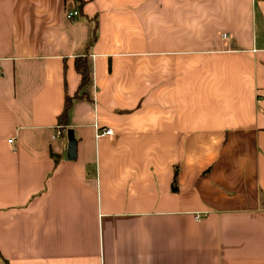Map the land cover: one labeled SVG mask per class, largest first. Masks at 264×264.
I'll return each instance as SVG.
<instances>
[{"label":"crops","instance_id":"crops-1","mask_svg":"<svg viewBox=\"0 0 264 264\" xmlns=\"http://www.w3.org/2000/svg\"><path fill=\"white\" fill-rule=\"evenodd\" d=\"M82 1L0 0V264H264V0Z\"/></svg>","mask_w":264,"mask_h":264},{"label":"trees","instance_id":"trees-1","mask_svg":"<svg viewBox=\"0 0 264 264\" xmlns=\"http://www.w3.org/2000/svg\"><path fill=\"white\" fill-rule=\"evenodd\" d=\"M77 1H79L80 4L83 3L82 0H77ZM94 36H95V33L92 36L91 43L93 41ZM75 70H77V72H79V74H80V83H79V85L82 88L85 85V83L88 81V79H89V70L87 69L85 56L78 57L75 60ZM79 95L82 96V95H85V93L82 92ZM79 95L75 94L73 97H77ZM64 100H65V102H64V106L62 108V111L58 114V117H57L58 124H60L63 127H65V125L67 124V111H68V108H69V106L71 104L72 99L67 97V96H65ZM175 176H176V174H175ZM175 176L173 177V179L171 181L172 190H177V185L175 184Z\"/></svg>","mask_w":264,"mask_h":264},{"label":"water","instance_id":"water-1","mask_svg":"<svg viewBox=\"0 0 264 264\" xmlns=\"http://www.w3.org/2000/svg\"><path fill=\"white\" fill-rule=\"evenodd\" d=\"M76 140L72 129L67 130V151L66 158L74 159L76 153Z\"/></svg>","mask_w":264,"mask_h":264},{"label":"built area","instance_id":"built-area-1","mask_svg":"<svg viewBox=\"0 0 264 264\" xmlns=\"http://www.w3.org/2000/svg\"><path fill=\"white\" fill-rule=\"evenodd\" d=\"M77 15H79V11L77 9L76 10H70L67 13L68 18H70V19H74ZM112 135H114V131H113L112 128H102V129H99L98 132H97V134H96L97 137L98 136L110 137ZM9 141H11V140H9ZM196 219L197 220H200L201 217L200 216H196Z\"/></svg>","mask_w":264,"mask_h":264}]
</instances>
